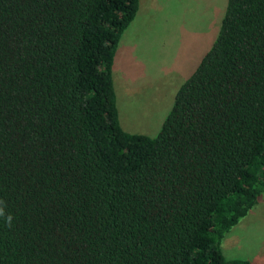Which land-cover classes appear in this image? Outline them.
I'll return each mask as SVG.
<instances>
[{"label":"trees","instance_id":"1","mask_svg":"<svg viewBox=\"0 0 264 264\" xmlns=\"http://www.w3.org/2000/svg\"><path fill=\"white\" fill-rule=\"evenodd\" d=\"M138 0H0V264H250L223 236L264 192V0H226L153 137L113 55Z\"/></svg>","mask_w":264,"mask_h":264},{"label":"rangeland","instance_id":"2","mask_svg":"<svg viewBox=\"0 0 264 264\" xmlns=\"http://www.w3.org/2000/svg\"><path fill=\"white\" fill-rule=\"evenodd\" d=\"M226 0H138L111 68L120 128L153 137L179 85L214 40ZM226 260L264 264V192L220 242Z\"/></svg>","mask_w":264,"mask_h":264}]
</instances>
